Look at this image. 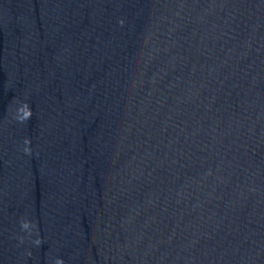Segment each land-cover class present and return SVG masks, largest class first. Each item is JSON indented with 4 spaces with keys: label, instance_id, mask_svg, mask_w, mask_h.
Here are the masks:
<instances>
[{
    "label": "clouds",
    "instance_id": "9594fccd",
    "mask_svg": "<svg viewBox=\"0 0 264 264\" xmlns=\"http://www.w3.org/2000/svg\"><path fill=\"white\" fill-rule=\"evenodd\" d=\"M29 115H31V113H29ZM25 143H27V141H25ZM25 151L27 152L28 151V149H25ZM24 228H26V227H28V225L25 223V224H23L22 225ZM36 243H40V241L39 240H37L36 241ZM57 264H63V262L61 261V260H57Z\"/></svg>",
    "mask_w": 264,
    "mask_h": 264
}]
</instances>
